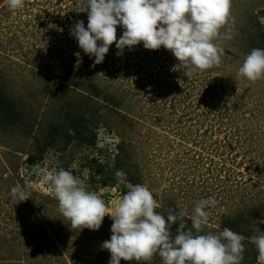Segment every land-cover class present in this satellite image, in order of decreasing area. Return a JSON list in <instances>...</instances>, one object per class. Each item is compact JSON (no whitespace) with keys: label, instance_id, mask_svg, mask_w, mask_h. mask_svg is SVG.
Here are the masks:
<instances>
[{"label":"rangeland","instance_id":"rangeland-1","mask_svg":"<svg viewBox=\"0 0 264 264\" xmlns=\"http://www.w3.org/2000/svg\"><path fill=\"white\" fill-rule=\"evenodd\" d=\"M81 2L25 0L12 11L0 0V264H109L102 243L113 220L71 228L44 179L60 169L110 210L127 192L115 176L123 170L165 218L186 210V228L196 201L214 197L201 234L231 229L245 238L241 264H257L250 238L264 233V79L237 73L264 49V0H231L232 39L216 41L222 63L189 78L173 70L170 51L142 43L119 56L114 43L93 67L70 31L77 21L87 28ZM26 181L31 197L17 203L11 188Z\"/></svg>","mask_w":264,"mask_h":264},{"label":"clouds","instance_id":"clouds-1","mask_svg":"<svg viewBox=\"0 0 264 264\" xmlns=\"http://www.w3.org/2000/svg\"><path fill=\"white\" fill-rule=\"evenodd\" d=\"M6 2L15 11L24 7L25 0ZM79 6L87 12V28L83 21H77L70 31L83 52L95 57L93 67L104 61L114 43L118 56L126 47L142 43L148 50L163 47L170 51L179 62L173 70L182 68L189 78L218 67L224 49L216 41L232 39L231 0H82ZM117 26L124 29L119 39ZM237 74L253 84L264 79V49L251 50ZM115 176L127 192L113 202L111 210L97 192L88 190L68 170L44 177L71 228L99 230L105 216L111 217L112 235L102 243L111 254L109 264H120L121 260L139 264L156 255L162 264H241L245 251L242 235L229 228L218 234H201L210 219L207 209L219 203L214 197L196 201L190 217L192 228H186L182 222L188 215L186 210L170 212L165 218L156 211L160 204L146 185L127 182L123 170H117ZM29 187L27 181L24 186L12 187V199L17 203L29 199ZM178 220L181 223L173 236L171 228ZM250 240L258 251L257 264H264V233Z\"/></svg>","mask_w":264,"mask_h":264}]
</instances>
